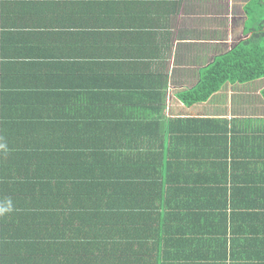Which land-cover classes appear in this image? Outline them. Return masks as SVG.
I'll return each mask as SVG.
<instances>
[{
	"label": "trees",
	"instance_id": "1",
	"mask_svg": "<svg viewBox=\"0 0 264 264\" xmlns=\"http://www.w3.org/2000/svg\"><path fill=\"white\" fill-rule=\"evenodd\" d=\"M123 1L64 0V49L39 69L35 109L0 110V264H56L51 248L63 264H264V163L238 179L226 129L158 116L159 93L127 84L141 63L81 47L84 15L104 18L86 24L97 41L138 27L108 24ZM245 11L249 37L177 95L185 107L264 80V0Z\"/></svg>",
	"mask_w": 264,
	"mask_h": 264
},
{
	"label": "crops",
	"instance_id": "2",
	"mask_svg": "<svg viewBox=\"0 0 264 264\" xmlns=\"http://www.w3.org/2000/svg\"><path fill=\"white\" fill-rule=\"evenodd\" d=\"M255 1L124 0L113 4L127 6L128 11H109L108 24L124 21L138 27L113 31L110 26L108 41H97L94 35L100 34L86 24L104 18L84 15L75 22L85 26L73 29L81 47L92 54L108 48L110 55L121 54L125 60L141 63L127 84L151 86L156 90L153 93H159L158 116L203 119L213 122L209 129H226L227 139L234 141L227 159L242 169L236 174L238 179L246 178L245 171L254 179L259 172L253 165L264 163V80L227 84L207 102L189 108L177 95L195 87L202 69L215 57L249 37L244 34L248 26L245 10ZM63 5L64 0H0V92L9 89L5 99L0 96V110L19 115L35 109L39 69L51 64L46 60L48 53L64 49ZM112 70L116 72L112 67L111 77ZM53 240L52 244L60 246L61 239ZM50 251L56 264L64 263V249Z\"/></svg>",
	"mask_w": 264,
	"mask_h": 264
},
{
	"label": "rangeland",
	"instance_id": "3",
	"mask_svg": "<svg viewBox=\"0 0 264 264\" xmlns=\"http://www.w3.org/2000/svg\"><path fill=\"white\" fill-rule=\"evenodd\" d=\"M225 85H227V84H225ZM225 85H224V86H225ZM229 85H230V84H229ZM224 86H223V87H224Z\"/></svg>",
	"mask_w": 264,
	"mask_h": 264
},
{
	"label": "clouds",
	"instance_id": "4",
	"mask_svg": "<svg viewBox=\"0 0 264 264\" xmlns=\"http://www.w3.org/2000/svg\"><path fill=\"white\" fill-rule=\"evenodd\" d=\"M0 211H3V210H0Z\"/></svg>",
	"mask_w": 264,
	"mask_h": 264
}]
</instances>
